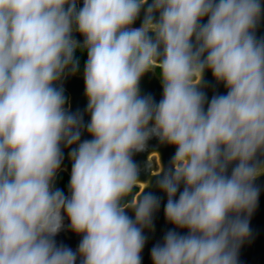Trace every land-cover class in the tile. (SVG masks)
Instances as JSON below:
<instances>
[{
  "label": "clouds",
  "instance_id": "clouds-1",
  "mask_svg": "<svg viewBox=\"0 0 264 264\" xmlns=\"http://www.w3.org/2000/svg\"><path fill=\"white\" fill-rule=\"evenodd\" d=\"M262 175L264 0H0V264H241Z\"/></svg>",
  "mask_w": 264,
  "mask_h": 264
},
{
  "label": "water",
  "instance_id": "water-1",
  "mask_svg": "<svg viewBox=\"0 0 264 264\" xmlns=\"http://www.w3.org/2000/svg\"><path fill=\"white\" fill-rule=\"evenodd\" d=\"M206 77L210 78L209 73H205ZM222 91V88L219 89ZM161 158L166 160L170 155L171 149L162 147L159 149ZM257 183L264 184V175L260 176ZM155 232L149 234V240L145 245V249L142 252L143 262L142 264H150L148 259L147 249L151 243L157 239L162 230L168 225H165L162 218V210L157 212L154 217ZM250 227L252 229V238L250 242H246L242 245L239 253L241 264H264V188L260 192L257 207L255 208L251 218ZM57 239L64 240L66 243L74 246L77 238L70 232H61L58 234Z\"/></svg>",
  "mask_w": 264,
  "mask_h": 264
},
{
  "label": "flooded vegetation",
  "instance_id": "flooded-vegetation-1",
  "mask_svg": "<svg viewBox=\"0 0 264 264\" xmlns=\"http://www.w3.org/2000/svg\"><path fill=\"white\" fill-rule=\"evenodd\" d=\"M64 87L66 90V93L70 95L71 98V104L75 108L77 106L83 108V105L85 104V100L83 97V84H82V78L79 76H73L69 77L64 81ZM141 88L143 91H150L158 98L159 96V84L158 81L155 79L152 74H146L142 80H141ZM154 143V142H150ZM151 150V149H149ZM147 156V151L138 153L135 155V159L143 165L145 159ZM65 165L68 164V161L65 159L64 161ZM146 173H141L140 178L145 179L146 178ZM66 180L65 175H61L60 177V183L63 184L64 181Z\"/></svg>",
  "mask_w": 264,
  "mask_h": 264
}]
</instances>
